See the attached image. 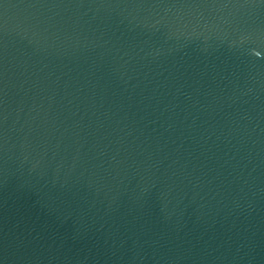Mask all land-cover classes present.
Segmentation results:
<instances>
[{
    "label": "water",
    "instance_id": "1",
    "mask_svg": "<svg viewBox=\"0 0 264 264\" xmlns=\"http://www.w3.org/2000/svg\"><path fill=\"white\" fill-rule=\"evenodd\" d=\"M0 264H264V0H0Z\"/></svg>",
    "mask_w": 264,
    "mask_h": 264
}]
</instances>
